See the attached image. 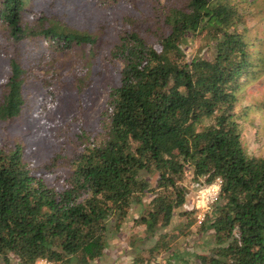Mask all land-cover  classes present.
<instances>
[{
	"label": "trees",
	"instance_id": "1",
	"mask_svg": "<svg viewBox=\"0 0 264 264\" xmlns=\"http://www.w3.org/2000/svg\"><path fill=\"white\" fill-rule=\"evenodd\" d=\"M260 18L264 0H0L1 125L22 117L34 80L53 95L66 77L82 93L108 66L118 81L105 132L80 137L58 182L36 175L20 144L0 147V264H97L132 228L145 235L136 263L168 253L193 234L177 225L194 216L196 192L218 178L219 202L197 228L213 239L200 264H264V156L244 144L253 106L236 110L264 79Z\"/></svg>",
	"mask_w": 264,
	"mask_h": 264
},
{
	"label": "rangeland",
	"instance_id": "2",
	"mask_svg": "<svg viewBox=\"0 0 264 264\" xmlns=\"http://www.w3.org/2000/svg\"><path fill=\"white\" fill-rule=\"evenodd\" d=\"M248 6L245 4V8ZM127 10V5L125 6L123 3L120 10L113 15V19ZM261 19L257 22H261ZM251 25L255 27L256 21H253ZM251 33H255V30L252 29ZM150 44L156 49H160L156 40H150ZM198 48L199 42H195L192 45H187V52L189 55L199 54L201 51ZM106 53L107 49H104L101 54L103 58ZM113 70L112 67H103L102 76L95 75L89 87L82 93L75 89L73 92L70 86H65V81H68L66 77H62L53 84V95L44 88L42 80L32 81L29 86L31 95L28 99V106L22 117L14 119L8 125L0 124V147L20 144L23 147L24 161L36 175H43L46 181L58 182L61 180L67 174V168L64 167L66 160L73 158L83 150L80 137L84 134L93 142L95 138L105 132L109 122V111L106 106L108 89L110 85H115L118 82ZM242 95L243 98L238 103L236 110L240 111L247 105L253 106L248 117L243 121L244 144L251 154L264 156V107L258 108L264 102V79L248 84ZM133 222L130 220L128 225L131 226ZM187 222L191 226L193 234L181 236L178 239L179 243H174L175 248L168 253L163 252L152 256L143 251L141 254L143 260L138 263L134 261L136 256L133 255L134 251L132 250L144 246L145 235L140 228H132L133 230L128 233V236L134 235L136 246L134 245L131 249L128 247L129 243L125 247L126 251L123 254L125 264L128 262H133L131 264H165L167 262L200 264L199 255L208 253L213 244L212 233L209 232L205 235L197 233L199 225L195 213ZM177 226L181 228L180 225ZM173 229L169 227L162 231L164 234H168L167 240L174 234L173 232L176 234L177 230ZM127 240L129 241L128 237ZM153 246L154 243H151L147 248ZM172 256L178 261L174 262Z\"/></svg>",
	"mask_w": 264,
	"mask_h": 264
},
{
	"label": "built area",
	"instance_id": "3",
	"mask_svg": "<svg viewBox=\"0 0 264 264\" xmlns=\"http://www.w3.org/2000/svg\"><path fill=\"white\" fill-rule=\"evenodd\" d=\"M223 180L221 178L210 185L200 188L194 197L193 211L197 224L202 226L219 202ZM36 264H56L48 259H40Z\"/></svg>",
	"mask_w": 264,
	"mask_h": 264
},
{
	"label": "crops",
	"instance_id": "4",
	"mask_svg": "<svg viewBox=\"0 0 264 264\" xmlns=\"http://www.w3.org/2000/svg\"><path fill=\"white\" fill-rule=\"evenodd\" d=\"M193 203H194V199L191 201L190 205L188 206V209H193ZM187 221L188 220L185 217V219H183L180 227H185V225L188 223ZM129 227H130V229L132 228V226H129ZM132 230L133 229H131V231ZM173 233H175V232H173ZM127 237L129 239L130 236H128V233L126 231H123L121 233V235L119 236L116 249L114 250L112 247H110L106 251L105 255L97 262V264H125L123 254L126 251L125 247H127V245L130 243L127 240ZM128 247H129V245H128ZM131 249H133V248H131ZM146 249H148V248H146ZM132 251H134V250H132ZM131 263H133V262H128V264H131Z\"/></svg>",
	"mask_w": 264,
	"mask_h": 264
}]
</instances>
